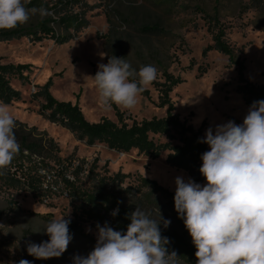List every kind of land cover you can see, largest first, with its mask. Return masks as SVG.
<instances>
[{"label":"rangeland","instance_id":"374dc122","mask_svg":"<svg viewBox=\"0 0 264 264\" xmlns=\"http://www.w3.org/2000/svg\"><path fill=\"white\" fill-rule=\"evenodd\" d=\"M76 9L85 12L88 25L65 43L57 44L49 38L32 41L26 36L0 41L1 62L32 65L28 83L11 81L22 95L20 101L8 105L14 120L45 131L63 156L74 154L89 163L96 160L101 175L130 174L122 188L133 184L140 175L175 193V177L188 176L165 163V152L150 159L136 150L123 153L97 142L87 145L37 114L38 103L30 102V94L35 86L50 79V93L58 100L76 102L88 121L96 122L102 117L116 121L115 107L130 123L131 119L164 115L165 109L157 107L155 84L163 80L162 72L166 71L182 80L169 94L175 113L195 129L204 123L202 137L207 128L215 129L229 120L242 124L249 106L235 89L236 66L217 50L205 54L203 50L222 28L224 40L243 63V77L264 85V0H83ZM29 15L23 25L36 24L45 17L39 10ZM214 21L218 24L214 25ZM151 26L157 31L143 29ZM110 56L124 58L137 72L143 65H153L158 71L157 79L146 87L148 96L140 94L131 110L115 104L106 110L99 103L92 76ZM198 67L206 71L199 75ZM49 202H40L25 192H0V264H18L21 259L31 264H72L75 255L87 256L93 250L97 230L73 215L67 198L56 196ZM62 215L71 221L72 239L67 250L48 260L28 255L27 243L48 240L43 231L46 224ZM73 223L80 225L82 232L74 230ZM177 264L186 263L177 260Z\"/></svg>","mask_w":264,"mask_h":264},{"label":"trees","instance_id":"16d2710c","mask_svg":"<svg viewBox=\"0 0 264 264\" xmlns=\"http://www.w3.org/2000/svg\"><path fill=\"white\" fill-rule=\"evenodd\" d=\"M82 2L27 0L26 8H43L47 14L36 24L0 29V41L26 36L32 41L49 38L57 44L65 43L88 25L85 12L76 9ZM215 24L218 23L214 21ZM143 29L156 32L158 28L151 26ZM223 36L224 30L219 27L212 36V44L205 47L203 54L211 49L217 50L228 57L229 64L236 66L238 84L235 89L245 105L250 107L254 101L264 100V85L253 84L243 77V63ZM31 70L32 65L29 63L0 61V102L10 105L22 99L20 90L13 87L11 81L28 83ZM197 71L202 75L206 70L198 67ZM162 78L155 85L158 91L157 107L165 109L164 115L139 121L131 119L130 123L125 121L124 113L115 107L116 121L105 117L96 122L88 121L76 102L58 100L50 93V79L41 86H35L29 100L38 103L37 114L65 128L87 145L97 142L123 153L136 150L137 154L150 159H157L165 152L168 166L183 170L197 183H206L199 172L202 165L200 157L210 149L207 144L197 142L202 138L204 123L195 129L180 119L169 94L182 80L180 76L166 71L162 72ZM148 94L146 88L141 93L143 96ZM15 122L14 132L20 151L9 167L0 170V192L9 195L25 192L46 203L56 196H63L69 200L73 215L82 222L96 229L97 223L103 226L107 221L110 227L122 233H126L130 223L127 215L137 207L155 220H159L161 214L164 219L171 221L167 228L160 225L162 236L169 238L170 242L166 246L169 252L175 251L177 260L196 264V248L183 220L178 218L175 211L174 192L140 175H136L133 184L122 188L121 185L130 174L118 172L113 176L101 175L97 172L96 160L89 163L74 154L63 156L57 143L45 131L18 120ZM117 207L119 213L113 217L111 213ZM72 227L82 232L80 225L73 223Z\"/></svg>","mask_w":264,"mask_h":264},{"label":"clouds","instance_id":"9594fccd","mask_svg":"<svg viewBox=\"0 0 264 264\" xmlns=\"http://www.w3.org/2000/svg\"><path fill=\"white\" fill-rule=\"evenodd\" d=\"M36 11L26 8L25 0H0V29L25 24ZM39 11L47 14L46 9ZM157 75L153 65L137 72L124 58L110 56L92 78L103 108L115 104L131 110ZM15 126L9 106L0 102V170L20 151ZM197 142L210 149L200 157L199 172L206 183L178 175L174 194L175 211L196 248V264H264V100L250 105L242 124L229 120L209 127ZM118 213L119 207L111 215ZM127 218L126 233L107 221L97 223L93 250L87 256L75 255L72 264H177V253L169 252V238L160 228H167L170 220L161 214L159 220L152 219L138 207ZM70 222L65 215L50 220L43 230L49 239L28 242V255L38 260L60 257L72 239ZM18 264L31 262L21 259Z\"/></svg>","mask_w":264,"mask_h":264}]
</instances>
